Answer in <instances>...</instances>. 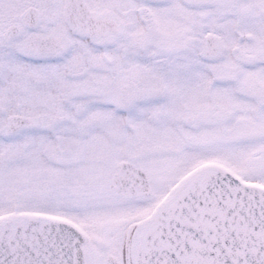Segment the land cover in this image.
<instances>
[{"label":"snow or ice","instance_id":"snow-or-ice-1","mask_svg":"<svg viewBox=\"0 0 264 264\" xmlns=\"http://www.w3.org/2000/svg\"><path fill=\"white\" fill-rule=\"evenodd\" d=\"M0 264H264V0H0Z\"/></svg>","mask_w":264,"mask_h":264}]
</instances>
